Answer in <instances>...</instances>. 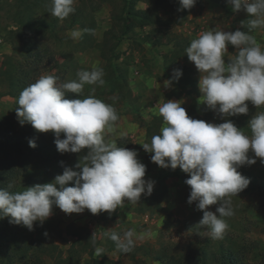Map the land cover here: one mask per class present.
Segmentation results:
<instances>
[{
    "label": "clouds",
    "instance_id": "1",
    "mask_svg": "<svg viewBox=\"0 0 264 264\" xmlns=\"http://www.w3.org/2000/svg\"><path fill=\"white\" fill-rule=\"evenodd\" d=\"M75 2L51 0L50 14L63 21L75 12ZM195 3L196 0H179L177 11L191 9ZM228 3L233 12L243 9L253 17L247 24L249 32L264 27V0H228ZM249 32L208 30L185 49L188 60L201 74L199 102L221 118L247 115V102L256 108L264 106V49ZM80 34L73 30L70 35L78 38ZM229 45L237 50V55L226 64L224 57ZM103 75V69L95 66L92 70L78 71L77 80L63 84H57L54 75H42L21 91L16 109L21 126L29 123L40 133H54L61 154L87 149V155L83 163L75 166L78 170L64 167L52 183L36 184L20 192L0 188V219L7 217L10 224L23 225L31 231L34 222L43 225L52 215L53 205L66 214L83 213L85 209L93 215L111 214L125 202L135 205L142 195H151L154 182L144 179L146 166L138 160L137 151L118 147L114 140L105 141V136L115 131L119 119L115 108L93 95L66 98L67 93H82L85 85L103 86ZM182 75L181 69H175L163 86L171 88ZM91 91L94 93L95 87ZM157 114L163 118L160 134L154 135L151 143L141 144L143 149L154 153L151 160L158 166L173 170L179 167L188 174L190 178L185 184L191 191L187 203H195L196 210L203 213L195 226L196 233L212 240L222 239L228 228L223 218L234 215L231 197L250 183L238 169L255 164L256 158L264 163V112L249 120L250 136L231 120L213 124L192 119L177 101L167 100L159 106ZM29 146L35 148L36 144L30 140ZM69 182L74 186H67ZM12 187L8 185L9 189ZM216 204L219 206L215 212L209 210V206ZM148 235L130 229L123 236L112 232L110 239L127 253L136 240ZM96 251L98 255L101 252Z\"/></svg>",
    "mask_w": 264,
    "mask_h": 264
},
{
    "label": "rangeland",
    "instance_id": "2",
    "mask_svg": "<svg viewBox=\"0 0 264 264\" xmlns=\"http://www.w3.org/2000/svg\"><path fill=\"white\" fill-rule=\"evenodd\" d=\"M173 4L169 10H173L179 5V0H169ZM85 11L91 13L95 21L93 30V37L96 44L102 41L103 32L109 28L114 19V14H120L123 10L122 0H83ZM14 0H0V66L5 62L4 60L12 53V47L6 40V33L11 28L10 14L14 11ZM136 7L145 9L147 2L145 0H137ZM163 15L162 10H160ZM187 17L180 25L171 26L172 31H175L184 37L189 42L197 38L201 33L216 29L224 31H236L237 27L241 24L240 19L248 15L243 9L239 12H233L232 5L228 0H202L201 5L195 4L191 9H188ZM235 22V28L232 29V24ZM75 30H80L75 27ZM148 30L144 27L142 30L135 29V34H130L121 39L118 46V58L114 60V64L120 65L127 71L126 87L122 94L124 99H119L114 94L101 95L100 100L106 104L114 105L113 107L118 114V121L115 124V131L112 134L105 136V141L116 140L118 137H126L131 146L139 147L140 142L151 143L154 135L160 134V129L163 126V118L158 115V108L167 100L177 101L185 108L188 116L192 119L203 120L207 123L220 124L226 120H231L234 124L241 120V117H247L249 121L253 116L259 114L260 108H256L251 102L248 103L249 111L247 115L241 114L240 117H224L214 110L204 106V103L199 102L201 93L198 88V81L200 73L196 69V90L188 93V87L185 89L175 88L173 84L171 88H165L161 84L160 97L155 98L153 94L152 82L158 86L161 79L171 78L174 70V65L169 66V60L166 61L165 57L170 56V44H163L161 46L151 45L148 41L142 39V31ZM73 30H54L53 34L42 36L44 44L40 47H45L56 53L57 65L44 72L42 75H54L57 79V84L66 83L77 80V72L80 70H92V68H101L105 62L99 55V47H90L85 50H79L80 36L72 38L71 32ZM250 35L254 36L256 41L264 49V27H258ZM167 37L163 41H167ZM237 50L232 46H228V52L225 53V63L227 64L230 59L234 58ZM14 55V54H13ZM181 62V61H180ZM187 63L194 65L187 59ZM196 68V67H195ZM138 69L139 73L134 74V70ZM41 75V76H42ZM103 79L106 78L103 76ZM150 87L147 89V84ZM91 87L95 85H85L84 89L90 92ZM99 88V87H98ZM96 87L95 89L98 90ZM6 90V86L0 85V94ZM129 90V92H128ZM187 91V92H186ZM97 92V91H96ZM130 94V95H129ZM148 96L147 106L151 108H143L139 106L140 95ZM20 94H3L0 95V115L6 116L13 115V110L17 105V100ZM77 95V94H76ZM83 99V97L81 98ZM138 102V104H137ZM264 107V106H261ZM245 135L250 136L251 133L243 131ZM131 135H133L131 137ZM130 146V147H131ZM87 149L82 150L80 153H70L69 157H76L83 159ZM45 155H52L51 150H41L36 160L41 159ZM250 157L254 154L249 152ZM32 157V156H31ZM147 159V158H146ZM145 163V159L139 160ZM84 162V161H83ZM146 165L148 171H153V165ZM155 166H158L153 162ZM145 165V164H144ZM145 165V166H146ZM39 165H31L29 168V176H35L38 173ZM151 167V169H150ZM55 163L50 166L51 173L54 172ZM179 167L175 170L165 168L160 174L162 178L158 183V194L163 195L164 189L173 175L178 176ZM242 176L248 178L250 183L246 189L241 191L239 196H234L231 200L234 215L231 217H224L228 228L225 233L236 237L235 239L244 249L250 250L248 253L249 262L257 263L258 261L264 262V182L258 181L259 187L252 185L251 177L256 175L260 178L264 177V163L260 162V158H256V163L248 166L244 165L238 169ZM54 180L55 175H50ZM187 179V178H185ZM11 183H15L16 191L20 192L29 187L21 179L13 178ZM261 183V184H260ZM40 184L38 181H33L32 186ZM182 183L181 191L187 189L188 197L190 195V186ZM186 192H184L185 194ZM158 195V196H159ZM157 203L159 202V197ZM187 197V198H188ZM238 197V198H236ZM188 199H186L187 201ZM187 216L183 218H176L171 212L166 214L162 225L157 231L156 239H148L154 249L158 248L159 243L168 244H181L188 241H202L208 239L202 237L196 232L198 229L195 227L199 220L202 218L203 213L196 210V205H188ZM219 204L209 206V210L215 212ZM185 206L181 205V210ZM111 215L106 213L93 215L85 209L83 213H72L66 217L59 207L53 205L52 215L40 225L39 222H34L33 230L29 231L23 225H15L9 223V218L0 219V264H55V259L60 255L64 258L66 250L70 243L76 239L69 233L74 231L75 227H82L89 231V233L98 241V244L91 252L83 253L77 264H133L128 254L119 250L116 243L110 239L112 232H116L123 236L129 230L122 225L111 223L108 219ZM193 226V227H191ZM70 228V232H69ZM203 230V229H202ZM47 233V236L44 233ZM76 232L82 234L78 229ZM97 249L101 252L98 255ZM14 251V252H13ZM16 255V256H15ZM15 256V257H14ZM136 257L148 261L150 264H164L150 259L151 256L143 254L138 251Z\"/></svg>",
    "mask_w": 264,
    "mask_h": 264
},
{
    "label": "trees",
    "instance_id": "3",
    "mask_svg": "<svg viewBox=\"0 0 264 264\" xmlns=\"http://www.w3.org/2000/svg\"><path fill=\"white\" fill-rule=\"evenodd\" d=\"M122 1V12L113 15L112 25L103 32L102 41L96 44L92 36L95 21L91 13L85 11L83 0H76L75 12L63 21L50 14L51 0H14V11L12 10L10 14L9 26L11 28L7 31L5 40L11 45L12 53L0 66V85L6 86V90L0 95L20 94L24 88L36 82L44 72L54 68L58 63L56 53L46 47L40 48L44 44L42 36L53 34L56 28L57 30H75V27L81 33L80 41H78L80 51L96 47V45L99 47V55L105 62L101 69H103V76L106 80H104L103 86L95 85V88H99L98 90L95 89L94 93L92 91L87 92L88 89H83L82 93L77 95L67 93V99L86 98L89 95L100 99L101 95L108 96V94H114L119 99H124L122 92L127 84V71L120 65L114 64V60L118 58L117 49L123 37L135 34L136 28L142 30L144 27H148V30L141 33L144 41H148L154 46L170 44V56L165 57L166 61L169 60L168 67L174 65V70L181 69L183 73L178 82H173L175 88L182 90L188 87V93L196 90V68L187 63L188 57L185 52L190 42L186 37L171 29V26L183 23L187 17L188 9L177 11L180 6H176L173 10H169L173 6L169 0H145L147 2L145 9L136 7L137 0ZM201 1L196 0L195 4L201 5ZM160 10H162L163 15ZM250 19L253 17L248 15L240 19L241 24L237 30L249 32L247 24ZM231 24L232 29L235 28V22ZM164 37L168 38L167 41H163ZM229 47L232 46L229 45ZM136 70L138 71V69L134 71ZM18 107L19 105L15 106L11 116L0 115V188L15 192V183H11L13 178L21 179L22 182L26 180V186L32 187L33 181H38L40 184L54 182L55 177L53 180L50 175L62 174L64 167H72L74 170H78L75 166L80 162L83 163V159L69 157L71 156L70 153L61 154L58 152L54 142L55 136L51 131L40 133L29 123L21 126L16 116ZM261 109L264 107H260L259 111H262ZM248 123L247 117L242 116L241 120L235 123V126L241 131L251 133ZM61 138H63V134H61ZM30 140L35 142V148L29 146ZM115 142L118 147L130 149L131 145L126 137H118ZM41 150H51L52 155H45L36 160L35 156H38ZM53 161L55 169L51 173L50 166ZM36 164L39 165L38 173L30 177L28 175L30 173L29 168ZM251 181L252 185L259 187L258 181L263 184L264 177L252 175ZM9 184L13 186L10 189L8 188ZM67 186H74V184L69 182ZM158 190L156 189L149 198L148 205L153 210L159 208L158 199H156L159 195ZM240 194L241 192L234 196ZM234 196L231 197V200L234 199ZM77 229L82 234L76 232ZM69 234L76 236V239L70 243L64 258L60 255L55 259V264H77L83 253L91 252L98 244V241L85 228L75 227L74 231ZM235 239L237 238L224 233L223 238L219 240L208 238L202 241H188L180 245L159 243L157 249H154L150 244L138 246L134 244L132 250L127 254L133 264H150L148 261L136 257L138 251L150 255V259L164 264H264L263 261L250 263L248 253L251 259L252 255L249 248L244 249Z\"/></svg>",
    "mask_w": 264,
    "mask_h": 264
},
{
    "label": "crops",
    "instance_id": "4",
    "mask_svg": "<svg viewBox=\"0 0 264 264\" xmlns=\"http://www.w3.org/2000/svg\"><path fill=\"white\" fill-rule=\"evenodd\" d=\"M183 63V62H180ZM174 72V70H173ZM173 73L171 74V76ZM161 79V83H158V86L152 82L153 85V94L155 95V98L160 97L161 94V84L166 80L165 77L159 78ZM62 84V83H60ZM150 87V84H147V89ZM139 106L143 108H151V106H147L148 102V96L140 95V101ZM137 102V104H138ZM206 107V104H204ZM133 135H131L132 137ZM143 144L144 142H140ZM147 143V142H146ZM130 150H135L138 153V160L145 159V163L141 162L146 165L147 160H149L148 164L153 165V171H148L146 169L145 177L144 179L146 181H153L154 187L151 195L154 193L156 189H158V183L159 180L162 178L160 175L165 168H162L160 166H155L151 160V156L154 153L146 152L142 145L139 147L137 146H131ZM147 158V159H146ZM146 168L147 165H146ZM151 169V167H150ZM178 176L175 174L171 177L169 184L167 185V189H164L163 195L159 196V208L157 210H153L151 206L148 205L150 196L142 195L141 199L138 204H130L125 202L124 206L121 208H117L115 212L109 214L107 212H104L108 215H111L109 217V221L111 223H116L117 225H122L126 229L129 228V230H135L137 234L141 233H149L150 235L146 236L143 240H136L135 245H143L148 244L149 242H146L148 239H156L157 231L160 228V226L163 223V220L166 218V214H169V212L172 213V215L176 218H183L187 216V211L185 209H188V203L186 199H188L187 189L181 191V185L182 183L185 184V178H190L188 174L184 173L180 168L177 171ZM186 188L187 187V184ZM184 192H186L184 194ZM148 199V200H147ZM185 206L184 210H181V205ZM153 206V205H152ZM151 208V209H149ZM127 254V253H126ZM129 257V256H128Z\"/></svg>",
    "mask_w": 264,
    "mask_h": 264
},
{
    "label": "built area",
    "instance_id": "5",
    "mask_svg": "<svg viewBox=\"0 0 264 264\" xmlns=\"http://www.w3.org/2000/svg\"><path fill=\"white\" fill-rule=\"evenodd\" d=\"M134 74H138V71L136 70V71H134ZM70 214H66V217H68Z\"/></svg>",
    "mask_w": 264,
    "mask_h": 264
}]
</instances>
